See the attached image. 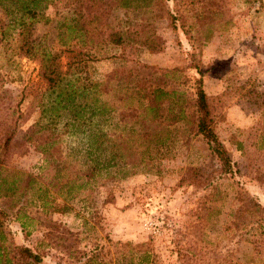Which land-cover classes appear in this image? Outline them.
<instances>
[{
    "label": "rangeland",
    "instance_id": "obj_1",
    "mask_svg": "<svg viewBox=\"0 0 264 264\" xmlns=\"http://www.w3.org/2000/svg\"><path fill=\"white\" fill-rule=\"evenodd\" d=\"M77 1L70 3L77 6ZM85 1L87 12H104L107 29L118 32L131 25L142 37L137 44L134 39L128 43L125 65L113 45L92 52L96 60L90 62V74L104 83L107 93L112 88L111 96H104L108 107L118 105L112 93H130L135 84L146 83L177 91L188 117L194 111L193 80L201 78L210 125L237 174L219 177L201 135L182 118L173 124L165 121L168 138L159 150H151L146 167L124 178L99 180L65 201L64 212L44 210L30 195L0 197V210L12 216L6 226L13 242L41 247L43 264H81L84 254L113 264L112 244L117 242L149 243L158 264H175L173 242L184 235L196 264H264V0H151L148 9V0H127L126 8L125 2ZM61 6L46 10L52 22L35 25L29 40L56 54L59 70L66 72L74 69L78 46L69 41L71 54L59 40L64 35L57 36L54 22L70 17ZM6 22L0 9V30ZM38 70L37 62L12 40L0 41L2 175L5 168L35 177L49 171L34 142L28 141L33 123L45 118L40 95L46 85ZM62 124L57 128L63 157L73 139L62 132ZM247 174L258 177L260 186ZM61 202L56 199L57 205ZM20 207L27 217L22 219L27 240L14 221Z\"/></svg>",
    "mask_w": 264,
    "mask_h": 264
},
{
    "label": "trees",
    "instance_id": "obj_2",
    "mask_svg": "<svg viewBox=\"0 0 264 264\" xmlns=\"http://www.w3.org/2000/svg\"><path fill=\"white\" fill-rule=\"evenodd\" d=\"M135 1L130 0L134 4ZM70 2L71 0H0V9L7 21L0 30V41L12 40L18 51L36 61L38 75L46 85L42 96L40 95V115L45 118L33 123L28 141L34 142L36 150L43 155L45 166L49 168L47 174L51 172L49 176L46 174L35 177L5 168L2 175L0 161V197L14 200L16 197L30 195L42 209L51 208L53 212H64L68 210L65 201H71L85 190L94 188L99 180L124 178L146 167L151 161V150H159L168 138V125H164V122L173 124L180 118L206 142L219 167V177H234L237 172L233 171L229 158L210 125V110L201 78L193 80L194 111L189 118L184 115L177 91H165L162 87L146 83L139 87L135 84L130 93L129 89H126V93H112L118 105L108 107L104 96L108 94L110 97L112 88L107 93L104 83L90 74L93 71L90 62L96 60L92 52H99L104 47L113 45L120 50L118 60L125 65L129 62L126 56L128 43L134 39L137 44L142 37L131 25L118 32L107 29L104 12H87L83 9L85 0H78L77 6ZM112 2H125L122 6H129L126 5L127 0ZM144 2H148L145 8L151 4V0ZM60 3V9H66L70 17L63 15L54 22L57 36L64 35L59 40L68 51L70 48L71 54V48L78 46L74 69L66 72L59 70V57L56 54L50 49L34 47L29 40L35 25L52 22L45 13L46 10L57 9ZM168 17L173 19L171 15ZM70 40L73 42L72 47L68 45ZM82 57L87 59H81ZM116 83L120 85V80ZM111 103L114 104L112 101ZM172 108H176V112ZM60 121H63L62 132L73 139L65 148L63 157L60 149L61 133L57 128ZM34 136L37 138L33 140ZM11 138L12 132L7 135L4 152ZM194 176L198 182L201 180V175ZM247 177L250 180L253 178L260 186L258 177H251L249 174ZM202 181L205 182L204 179ZM56 199H61V205L56 204ZM21 209L16 210L14 221L18 222L23 240H27L28 233L22 222L27 217L21 214ZM261 209L264 212V208ZM11 217L5 210H0V264H43L46 253L41 247L13 242V235L6 226ZM179 236L181 237L178 239ZM179 236L172 247L175 264H196L197 256L192 252V255L188 254V241H182L184 235ZM112 246L115 247L116 257L113 264H158L149 243L132 245L117 242ZM81 257L82 262L78 261L81 264H111L110 261L98 259L91 254Z\"/></svg>",
    "mask_w": 264,
    "mask_h": 264
}]
</instances>
